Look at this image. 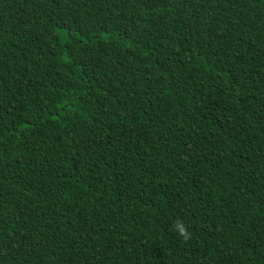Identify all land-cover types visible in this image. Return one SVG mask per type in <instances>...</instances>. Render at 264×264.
<instances>
[{
	"label": "trees",
	"instance_id": "16d2710c",
	"mask_svg": "<svg viewBox=\"0 0 264 264\" xmlns=\"http://www.w3.org/2000/svg\"><path fill=\"white\" fill-rule=\"evenodd\" d=\"M0 264H264V0H0Z\"/></svg>",
	"mask_w": 264,
	"mask_h": 264
},
{
	"label": "clouds",
	"instance_id": "9594fccd",
	"mask_svg": "<svg viewBox=\"0 0 264 264\" xmlns=\"http://www.w3.org/2000/svg\"><path fill=\"white\" fill-rule=\"evenodd\" d=\"M171 229L184 242H187L192 239V232L188 229L186 224L179 218L173 223V225H171Z\"/></svg>",
	"mask_w": 264,
	"mask_h": 264
}]
</instances>
